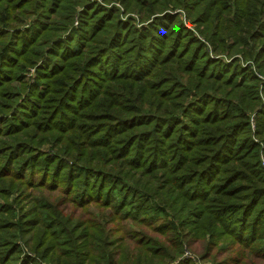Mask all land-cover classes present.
Listing matches in <instances>:
<instances>
[{
	"label": "trees",
	"instance_id": "16d2710c",
	"mask_svg": "<svg viewBox=\"0 0 264 264\" xmlns=\"http://www.w3.org/2000/svg\"><path fill=\"white\" fill-rule=\"evenodd\" d=\"M103 1L0 0V264L264 261V0Z\"/></svg>",
	"mask_w": 264,
	"mask_h": 264
},
{
	"label": "rangeland",
	"instance_id": "374dc122",
	"mask_svg": "<svg viewBox=\"0 0 264 264\" xmlns=\"http://www.w3.org/2000/svg\"><path fill=\"white\" fill-rule=\"evenodd\" d=\"M90 2L91 3H97V4H100L101 6H103V7H113V6H116L118 9H120L122 12H123V7H122V5L119 3V2H116V1H114V2H111V3H106V2H104L103 0H90ZM138 15V14H137ZM132 17H134L137 21H136V25H137V27L138 26H141L140 24H139V18L135 15V14H132ZM181 19H182V21L185 23V25L187 26V27H193L192 25H191V22H190V19H186V17H185V13L184 12H182L181 13ZM193 29H194V27H193ZM40 65V64H39ZM38 65V66H39ZM177 74V73H176ZM26 75L29 77V79L31 80V83H34V81H35V79H36V70H35V68H29L28 70H27V72H26ZM179 75V74H178ZM194 95H196V92L193 94V96ZM236 95V94H235ZM193 97H191L190 99H189V101L192 99ZM246 99V98H245ZM248 100V99H247ZM22 102V100L21 101H19V103L17 104V106L18 105H20V103ZM232 103H233V105H239V104H241V105H245L244 104V100H243V98H239V96H235L233 99H232ZM253 116V115H252ZM253 127H255V122H253ZM62 207L67 211V213H72V215H75V216H77V217H84V218H87L86 216H83L82 215V211H80V210H78V209H74V207L72 206V205H70V204H66V203H64L63 205H62ZM88 212H90L92 215H94L95 217H101V218H103V216H101L99 213H98V210L95 208V207H91L89 210H88ZM122 227L124 228L123 230V232H124V234L126 235V236H128L129 235V221H126V222H123L122 223ZM120 235H122V234H117V237L118 236H120ZM30 239V238H29ZM18 244H20V247H21V250H22V257L24 256V255H28V256H30V258H35V261H37V263H33V261H31V259H28V260H26V263L27 264H52L50 261H47V260H39L38 259V256L36 255V254H34L33 252H31L30 251V248L29 247H27L22 241H19L18 242ZM160 245H162V244H160ZM201 245V244H200ZM220 245V244H219ZM223 246H221V249H222V251H217V253H216V255L215 256H213V257H210V258H207V259H203V257H204V254H200V253H198V254H194V253H192L191 251L190 252H186V253H184V255H183V258H186V259H189V260H191L192 261V263L193 264H225L226 262V259L227 258H229L230 257V251H227V250H225V249H223L222 248ZM199 251H201V250H199ZM97 253V252H96ZM96 253H95V256H96ZM99 253V252H98ZM66 255H64V257L62 258V260H68L69 261V263L70 264H72V260H73V258L68 254V253H65ZM210 254V253H209ZM232 255H235L234 253H232ZM116 258H119V257H116ZM142 258V262L143 263H146L147 261L146 260H144V258L143 257H141ZM254 259V258H253ZM96 261L97 262H100V263H102L103 262V259L102 258H100V257H96ZM248 258H245V261H244V263L243 264H251V259L248 261ZM170 261L169 260H167L164 264H167V263H169ZM253 264H264V261H262V260H259V259H254V261H253Z\"/></svg>",
	"mask_w": 264,
	"mask_h": 264
},
{
	"label": "built area",
	"instance_id": "2783aa9c",
	"mask_svg": "<svg viewBox=\"0 0 264 264\" xmlns=\"http://www.w3.org/2000/svg\"><path fill=\"white\" fill-rule=\"evenodd\" d=\"M264 164V163H263Z\"/></svg>",
	"mask_w": 264,
	"mask_h": 264
}]
</instances>
